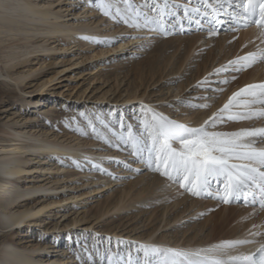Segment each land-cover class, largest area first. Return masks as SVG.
I'll return each instance as SVG.
<instances>
[{
	"label": "rangeland",
	"instance_id": "obj_1",
	"mask_svg": "<svg viewBox=\"0 0 264 264\" xmlns=\"http://www.w3.org/2000/svg\"><path fill=\"white\" fill-rule=\"evenodd\" d=\"M24 1L41 3L42 8L56 11L61 16L59 20L68 21L67 23L74 21L75 25L77 21L84 20L91 27L97 26L98 32L93 34V42L85 36L75 38L76 32L70 33L62 41L55 40V37L48 38V35L41 32H36V35L27 39V47L21 52V57L13 60L15 64L19 63L15 69L18 74H22V82L11 84L8 79L0 77V126L6 125L8 132L17 135L0 133V145L22 146V142H28L25 140L28 135L62 144L79 143L83 144L81 147L85 150L96 151L94 153L102 150V154L92 157L106 161V167L81 156L69 157L65 163L58 161L53 164L57 158L40 163L37 159L42 154H35V159H28L35 155H29L24 148L20 157L28 159L23 163L24 166L35 167L40 163L39 167L47 170L40 174H22L18 176L17 183L22 187L39 186L47 190L17 198L8 207L9 212L18 215L30 208L37 210L50 204L34 218L15 223L12 230H0V235L7 234L16 249L38 256L44 260L42 264H108L109 257L113 264H129V260H132V264H146V261L159 264L162 256L151 253L145 255L142 245L149 247L147 241L129 236L150 231L152 227L144 224L158 222L159 216H156L160 211L159 208L154 209L157 203L143 205L146 209L144 212L141 211V205L123 206L137 203L139 199L147 202L152 199L146 196L145 191L142 193L144 184L139 177L160 173L153 170L154 164L152 167L148 166L147 151L142 157L133 155L134 149L127 141L128 127L131 126L134 135L146 136L143 123L151 119L153 112L163 115L168 110L182 116L188 108L201 110L205 100L223 95L227 89H223L224 85L238 79L241 73L254 65H229L224 79H220V75L214 78L205 77L211 74L212 71H209L201 73L200 77L192 81L195 71L203 59L207 58L208 43L202 47L198 45L199 42L209 37L215 40L221 34H226L232 41L238 39L242 29L235 25L232 16L226 14L238 12L237 1L232 0L231 5H224L218 17V20L221 18L224 21L218 26L216 22L215 25L212 24L210 15H206L210 12L211 0H208L207 5L205 0H167V7L164 0H131V10H127L128 6L122 0H107L111 4L108 15L100 10V0H89L86 5L82 0H76V3H71V0ZM197 8L200 9L199 14L192 11ZM117 9L120 14H117ZM185 9H188L187 14ZM136 12L140 13L139 17H136ZM145 17L159 21L158 24L147 26L155 29L152 30L153 33L150 30L148 34L135 32L131 30L129 23H125L126 19L131 22L135 18L140 24H144ZM30 27L36 31L44 26L40 24L39 27ZM198 34L201 36L195 44L198 46L192 47L180 69L168 75L162 74L160 70L157 75L160 78L158 82L147 88L154 92L151 96L156 98L154 105H164L166 111L151 109L148 103L128 96L134 94L133 89H137L136 92L143 89V86L134 87L139 80V72L134 67L143 68L144 62L153 57L162 59V63L167 61V68L170 69L166 72L172 68L175 71L184 51L185 42L182 38L187 39ZM121 43L125 45L120 46ZM164 44L168 48L163 50ZM66 46L68 47L64 49ZM49 47L52 48L46 49ZM197 51H201L194 59L198 62L187 64L191 55ZM256 62H264V59L258 57ZM3 69L0 62L2 72ZM182 71L186 72L182 74ZM145 72L142 70V73ZM4 80L7 85L3 83ZM187 81L189 83L185 86ZM181 84L183 89L179 90ZM239 90H233L232 94ZM221 120L224 121L221 124L232 126L243 122L242 119L231 121L226 117ZM59 155L65 158L63 154ZM57 165L65 169H58L55 167ZM85 171H90L92 177L100 175L104 178L97 182L88 180ZM219 180L220 178H210V186L198 196V200L215 203L213 208L208 212L206 208L200 212L195 209L191 211L192 208H189L180 214V219L172 221L168 229H159L157 233L166 234L170 238L168 233L177 231L179 234L187 232L204 235L213 227L217 231L228 233L238 230V226L234 225V218H226L231 210H224L222 206L240 205L233 201L223 202L222 195L218 192L222 185ZM173 183L180 188L179 182ZM217 184L218 190L215 188ZM180 190L187 191L185 188ZM185 191L183 192L186 194ZM120 194L124 200L115 206ZM263 210L258 209L255 213L256 217L262 215L261 220L253 226L254 229L251 228V231L262 235ZM128 211L137 213L136 218L128 221L131 215L127 214ZM174 214L175 212L169 218ZM137 220V227L132 229L131 224ZM66 222L70 223L65 224ZM122 224L124 225L121 228ZM123 228L127 229L122 230Z\"/></svg>",
	"mask_w": 264,
	"mask_h": 264
},
{
	"label": "bare ground",
	"instance_id": "obj_2",
	"mask_svg": "<svg viewBox=\"0 0 264 264\" xmlns=\"http://www.w3.org/2000/svg\"><path fill=\"white\" fill-rule=\"evenodd\" d=\"M71 1H72L71 3L77 2L76 0H71ZM82 1L83 4L86 5L85 3L88 4L89 0H82ZM42 7L43 5L41 3H36V2L29 3L28 1L26 2L24 0H0V62L4 68L3 69L4 72L0 70V77H3L4 79H8V81H11V84L13 83L19 84L23 80L22 74H18V72L15 69L16 65L19 63L15 64L13 60L19 59L21 57L20 55L21 52L24 50L25 47H27L26 46V42H28L27 39L36 35L37 34L36 32H41L42 34H46L49 36L48 38L55 37V40L58 41H62V39L65 37L68 38L70 33H75V32L77 33L75 38L77 37L82 38L85 36L87 37V39L90 40V42H93L95 40L93 34L98 32L97 26L91 27L88 23H85L84 20L77 21L75 25H74V21L67 23L68 21L66 22L64 20H59L61 16L56 11L47 10ZM73 14H75V12H73ZM110 18L112 19L113 16ZM221 21L224 20L221 18L220 20L218 19L213 20L212 24L215 25L216 22V26H218V24L221 23ZM40 24H42L44 27L39 28L36 31L30 27V25H35V26L37 25L39 27ZM117 25L119 26V24ZM143 25L144 24H141V27L139 28L132 27L131 30L142 33L146 32V34H148L150 30L151 33L152 29H149ZM122 28H125V26L121 27V29ZM200 37L201 36L198 34L196 36H190L187 39L182 38L185 42V45L183 46L184 51L181 56L182 57L181 62L178 64L177 67H175V71H173L172 68L170 71L166 72V70L170 69L167 68L168 66L167 61L162 63V59L160 58L155 59L153 57L151 58L149 57L144 62L143 68L134 67V69L139 72L138 73L139 80L134 87L138 88L140 86H143L142 87L143 89L140 90V92L139 91L136 92L137 89H133L134 94L128 96H133L132 98H139L145 103H148L149 105H151L150 106L151 109L155 108L157 109V111H161L160 109H162V111H166L165 108L166 106L164 105L162 106L161 104L154 105L156 102L153 101H155L156 98L151 97L153 96L152 93L154 92L147 90V88L151 84H155L156 82H158L160 78L157 75L160 73V70L162 74L164 73V75H168L180 69L183 60H185V58H187L190 55L193 46L200 45L203 47L204 45L206 46V43H208L207 58L203 59L202 64L195 71L192 81L200 77L201 73H205V72L207 73L209 71H212L211 74H207L205 77L214 78V76L216 77L220 75L219 78L224 79V77H226L224 73L225 70L228 69V66L235 65V64H230L229 63L230 61H234L238 57H244L249 53H256L257 58L259 57V59H261L260 54L264 53V37L261 36V29L256 27H248V29H242L241 31H239L238 39L236 41L230 40V38H228L226 34H221L215 40L209 39L210 38L209 37L207 40L205 41L203 40L199 42L198 45H195L197 41L201 39ZM123 42H126V40H123ZM124 45L122 43L120 44V46H124ZM67 47L68 46L64 47V49H66ZM33 48L36 49V47L34 46ZM37 48H42V47H37ZM50 48L52 47L46 49H50ZM167 48L168 46L166 47L164 44L163 50ZM200 52L201 51H197L196 53H193L191 55V58L187 61V64H191L192 62L193 63L198 62V61L195 62L194 59L198 54H200ZM240 63L244 64L243 61H241ZM253 64L254 65L251 68L241 73L238 79L223 86V89L225 88L227 89L223 95L219 93L220 94L219 96L222 95L220 98L219 96L218 97L214 96V98L211 97L205 100L203 103L207 107H203L204 106L203 105L202 109L198 111H194L188 108V110H184L185 112L184 114H182V116H180L178 113H173L171 111L169 112L168 110L164 113H166V116L169 119L176 121L178 123L186 124L190 127L200 126L201 124H203V122L206 119L212 116L213 113L217 112L218 109H220L228 101L229 97L232 96L233 90L237 88L239 90L241 86H243L244 88L247 85L264 83V62H255ZM142 70H145L146 72L142 73ZM186 71H182V74L185 73ZM3 83L7 85V82H5V80ZM188 83L189 82L187 81L186 84L184 83L183 84L187 86ZM129 86L133 87L132 83H129ZM180 89L181 90L183 89L182 84L180 85L179 90ZM1 94L2 91L0 90V97L2 96ZM118 94H119L118 96L120 97L121 96L120 92ZM128 96L126 97V99H128ZM237 99L240 100L241 102H244L251 100L253 98L250 96L242 95ZM260 108L261 105L259 104L251 105L250 107L246 108L244 104L241 103L238 105H234L231 109V113L243 114L250 110H259ZM164 113L163 116H165ZM222 115L223 118L224 117L227 118L228 114L225 113ZM242 121L243 122L241 124L232 126V125H223L221 124V122L224 121L218 120L216 125L210 128L209 130L230 133L241 129H255V128L264 127V117H259V118L253 117L251 119H242ZM0 133L6 135H14L8 132V127L6 125L0 126ZM248 139L255 141V147L264 148V138L249 137ZM1 140L2 139H0V141ZM25 140L28 142H22L21 143L22 146L3 147L2 145H0V230L2 232L12 230L15 223H22L26 219L32 217L34 218L35 215H37L44 207L50 204L48 203L46 205H43L41 208L37 210L35 208H30L27 211L18 215L10 213L8 207L17 198L47 190V188H43L39 186L31 187L28 185H24L22 187L17 183L18 176L22 174L32 175V173L40 174L43 171L47 170L43 167H39L40 163H46L52 161L54 158H57V160L53 164H55L58 161L65 163L69 157L74 158L76 156H81L90 159L94 164L98 163L101 165V167L104 166L106 167V161H102L98 158L95 159L92 157L94 155L102 154L101 153L102 150H100L97 153H94L96 151H92V149H86V150L83 149L82 148L83 144H79V143L75 145L62 144L61 142L59 143L53 142L47 139H43L42 137L31 136V135H28L25 138ZM104 145H108V144H104ZM173 146L179 147L178 144H174ZM24 148H26V152H28L29 155H35V154L43 155L42 157L38 156L37 162L39 161L41 162L37 164V166L29 167L23 165V163L26 162L28 159H35L37 157L35 155L34 158H28L27 160L24 158L21 159L20 157L24 153L23 151ZM59 154H63L66 159ZM233 162L243 163L242 161H233ZM55 167L61 170L65 169V167L63 168L62 166H58V165ZM85 172L88 173L85 174L87 175L88 180L91 181L97 182L98 180L104 178V176H100V175L92 177V175L89 174L90 171H85ZM139 178L140 180H142V183L144 184V188H143L144 190H142V193L143 191H145L146 196L151 197L152 199H149L148 202L146 200L139 199L137 203L124 204L123 207L126 206L139 207L141 205L143 208V210L141 211L144 212V210L146 209H144L143 205H146L148 203L150 204L157 203V206L154 209L159 208L160 211L159 215L156 216V218L159 216L158 222L156 224L155 223L144 224L147 226L149 225V227L150 228L152 227V229L150 231L144 232L139 235H135V233L129 235L136 237L140 241H147L150 245L149 247H156L160 249L171 248V249H181L185 251H196V250L210 249L213 246L219 245L225 241H235V240L252 241V243L238 245L234 248H228L225 249L223 252L214 254L218 258H223L226 260L228 256H236L240 254H244V255L253 254L258 247L264 245V234L263 235L257 234L253 232L254 230L251 231V228H253L255 224L257 223L259 224L262 215L260 214L258 215V217H256L257 214L255 213L258 211V209L250 208V207L243 208L241 206H237V207H229V206L227 207L226 205L222 206L224 210H228V209L231 210V212L228 213L229 216L228 217L226 216V218H229V220L234 218V225L238 226V230H235L234 232L231 233H228L223 230L217 231L213 229L214 227L207 234L204 235L188 234L187 232L183 234H179V232L177 231V232L168 233L171 237L167 238L166 234L157 233L159 229H163V228L168 229V225L172 221L180 219L181 218L180 214L186 211L187 209L192 208L191 211L195 209L200 212L202 211L203 208H206L208 212L211 208L215 206V203L210 204L209 202L198 200V196L183 190L186 192L185 194L182 190H180L181 187L179 188V185L177 184L175 185L173 183V180H169L167 177H164L160 174H156V173L152 175L147 174V176L146 175L143 177L140 176ZM211 179L215 180V178H211ZM215 188L217 189L219 188L218 184L217 187ZM223 188H224V183H223ZM126 194L127 193L125 192V195ZM121 200H124V197L122 199V196L120 194L116 199L115 206H117L119 202H121ZM160 205H162V207H158ZM179 207H182V209L179 210ZM174 212L175 214L169 218V216ZM127 214H131L128 221L135 219L137 216V213H132V211H128ZM222 216H224V214H222ZM40 222L41 221H39V223ZM138 222L139 221L137 220L136 223L131 224L133 225L132 229H135L137 227L136 225H138ZM69 223L70 222H66L65 224H69ZM123 225L124 224L120 225V227L122 228ZM126 229L127 228H123L122 230H126ZM113 233L118 234L117 232H113ZM31 251L34 252V249H31ZM35 256L32 254H28L25 251L16 249L13 241L10 239V237L7 234L2 233L0 235V264H42L44 262V260H42L38 256L37 257Z\"/></svg>",
	"mask_w": 264,
	"mask_h": 264
},
{
	"label": "snow or ice",
	"instance_id": "obj_3",
	"mask_svg": "<svg viewBox=\"0 0 264 264\" xmlns=\"http://www.w3.org/2000/svg\"><path fill=\"white\" fill-rule=\"evenodd\" d=\"M207 2L208 0H205L206 5ZM122 3L128 6V10H131V0H122ZM231 3L232 0H211L210 12L206 15L217 20L224 5H231ZM164 4L167 7V0H164ZM237 5L242 11L226 14L232 16L236 23H240L242 19L244 26H248L249 22L256 23L261 28V36L264 37V0H237ZM99 7L105 15H108L111 4L107 0H100ZM192 11L199 14L200 9ZM185 13H188V9H185ZM117 14H120L119 9H117ZM139 16L140 13L136 12V17ZM255 17L259 19H254ZM125 23H129L131 27H141L135 18L131 22L126 19ZM153 23L158 24L159 21L145 17L143 26L147 27ZM260 57L264 59V53H261ZM256 60L257 54L249 53L229 63L240 64L243 61V66L247 67ZM242 95L253 99L241 102L237 98ZM241 103L246 108L255 104L261 105V108L243 114H232V107ZM147 111L151 112L150 109ZM225 113L228 114L227 119L231 121L264 117V83L247 85L233 93L217 112L198 127H190L153 112L151 119L144 122L146 136L134 135L129 126L127 141L134 149L133 155L142 157L147 151L149 167L154 164V171L169 180L179 182L181 188H185L193 195L199 196L209 187L210 178L223 177V202L228 203L231 197L238 196L243 189L253 187L258 190L262 201L261 206L264 207V148L255 147V141L248 139L249 137L264 138V127L241 129L230 133L210 131L209 129L214 127L218 120L223 119L222 114ZM174 144H178L179 147H174ZM247 243H252V241H225L210 249L196 251L142 247H144L146 256L149 253L162 256L163 259L159 264H264V245H261L256 253L228 256L226 260L214 255L225 249ZM108 264H113L111 257L108 258ZM129 264H132L131 260ZM146 264H151V262L146 261Z\"/></svg>",
	"mask_w": 264,
	"mask_h": 264
}]
</instances>
